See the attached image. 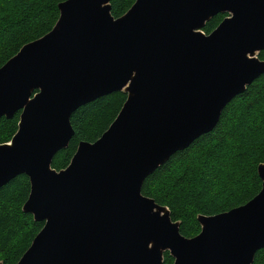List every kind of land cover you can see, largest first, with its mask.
<instances>
[{
  "label": "water",
  "instance_id": "95a60500",
  "mask_svg": "<svg viewBox=\"0 0 264 264\" xmlns=\"http://www.w3.org/2000/svg\"><path fill=\"white\" fill-rule=\"evenodd\" d=\"M111 2H61L53 29L0 68V119L21 111L0 144V189L26 174L23 211L45 223L17 264H163L167 251L173 264H253L264 248V162L261 191L199 215L192 238L142 187L264 74V0H136L119 18ZM120 91L127 99L110 127L53 168L74 136L72 114Z\"/></svg>",
  "mask_w": 264,
  "mask_h": 264
},
{
  "label": "trees",
  "instance_id": "16d2710c",
  "mask_svg": "<svg viewBox=\"0 0 264 264\" xmlns=\"http://www.w3.org/2000/svg\"><path fill=\"white\" fill-rule=\"evenodd\" d=\"M66 0H0V68L27 43L49 33ZM136 0H112L115 18L124 15ZM220 13L207 22L210 34L227 17ZM264 60V49L258 56ZM127 99L114 92L79 109L71 117L74 136L52 161L56 170L66 168L81 141L94 142L110 127ZM21 111L0 119V144L11 142ZM264 162V74L237 95L224 109L218 126L189 147L178 151L144 181L142 193L170 209L181 233L192 238L201 231L199 215H216L242 206L262 189L258 167ZM31 191L26 174L0 189V262L17 264L44 226L23 211ZM169 252L163 264H173ZM253 264H264V248Z\"/></svg>",
  "mask_w": 264,
  "mask_h": 264
},
{
  "label": "rangeland",
  "instance_id": "374dc122",
  "mask_svg": "<svg viewBox=\"0 0 264 264\" xmlns=\"http://www.w3.org/2000/svg\"><path fill=\"white\" fill-rule=\"evenodd\" d=\"M168 252V251H167ZM166 253V252H165ZM170 253V252H169ZM165 255V254H164Z\"/></svg>",
  "mask_w": 264,
  "mask_h": 264
},
{
  "label": "bare ground",
  "instance_id": "6f19581e",
  "mask_svg": "<svg viewBox=\"0 0 264 264\" xmlns=\"http://www.w3.org/2000/svg\"><path fill=\"white\" fill-rule=\"evenodd\" d=\"M10 143V142H9Z\"/></svg>",
  "mask_w": 264,
  "mask_h": 264
}]
</instances>
